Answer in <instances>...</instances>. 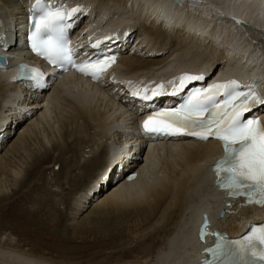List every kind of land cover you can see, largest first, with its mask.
Segmentation results:
<instances>
[{
  "label": "bare ground",
  "instance_id": "bare-ground-1",
  "mask_svg": "<svg viewBox=\"0 0 264 264\" xmlns=\"http://www.w3.org/2000/svg\"><path fill=\"white\" fill-rule=\"evenodd\" d=\"M28 1L0 0L1 32L7 27L9 36H16L12 41L18 43L22 41L16 24H22ZM55 1H68L74 8L81 9L77 17L85 21V32L80 39L74 35L76 43L83 44L81 51L89 50L88 43L105 33L108 37L105 44L120 53L116 66L105 73V79L99 83L63 75L44 97H29L21 91V85L10 78L8 67L13 64L0 66V126H3L0 127V173L3 177L12 176L20 188L15 195L23 193L12 202L16 207V219L42 223L39 231L26 233L37 236L38 240L48 235L43 228L47 218L41 217L42 220L40 216L47 205L53 204L47 197L53 193L36 173L43 176L57 163H60L59 170L53 172L56 183L66 177L60 184L62 190L71 186L76 192L81 189L71 207L72 220L84 214L86 206L93 205L84 223L93 214L115 212L118 215L114 221L127 224L118 234L123 236L128 231L127 243H136L137 255L133 259L121 258L113 264L196 263L203 255V242L198 241L195 227L205 213L213 216L214 226L227 236H237L248 221H259L256 217L264 213V206L246 205L242 200L234 202L231 199L233 204L227 206L223 191L215 187L209 168L222 153L218 143L191 138L168 143L161 139L146 150V136L135 134L123 142L135 148L140 146L138 153L143 150L145 156L136 155L132 147L127 152L120 151L117 148L121 144L118 129L121 120L129 118L125 110L128 106L121 105V98L114 90L122 91L124 84L119 83L120 79L131 81L132 86L138 84L134 89L152 90L155 81L169 89L174 87L178 71L186 70L196 75L211 72L215 66L224 74L242 75L234 71L244 68L264 75V13H259L260 7L264 8V0ZM241 19L252 25H242ZM14 20L17 23L13 24ZM137 23L141 31L136 35L134 26ZM120 25L118 32L109 34ZM24 47L25 44L17 51L9 50L10 59L17 53L23 55ZM203 50L216 55L215 61L200 58L198 54ZM191 52L195 53L186 58ZM111 75L117 76L115 81H110ZM145 84L148 87L142 86ZM261 90L264 92V85ZM28 98L32 99L30 103ZM132 101L136 99L133 97ZM4 122L7 123L2 125ZM21 123L16 135H11L14 125ZM33 139L38 140V149L29 153L25 145ZM133 172L138 173L137 177L128 180ZM107 176H110L108 180ZM30 179L35 182L28 184ZM97 183L101 186L92 195L91 190L98 187ZM25 187L29 189L24 191ZM38 189L39 193H35ZM5 190L1 180L0 200L7 198ZM28 201L38 207L28 210L20 203ZM54 205L60 212L58 215L65 214ZM78 226L73 225L74 229ZM153 233L158 237L148 242V235ZM53 237L63 239V245L71 240L69 232ZM65 247L56 250L59 256L67 254ZM54 258L32 248L25 249L11 234L9 238L0 237V264H73L68 262V257L59 261Z\"/></svg>",
  "mask_w": 264,
  "mask_h": 264
},
{
  "label": "snow or ice",
  "instance_id": "snow-or-ice-1",
  "mask_svg": "<svg viewBox=\"0 0 264 264\" xmlns=\"http://www.w3.org/2000/svg\"><path fill=\"white\" fill-rule=\"evenodd\" d=\"M35 8L40 11L33 20V51L53 63L59 60L73 64L72 50L64 37V30L72 14L81 9L53 10L45 6L43 0H36ZM115 62L116 57L109 56L94 61L86 60L77 67L79 71L99 79ZM201 79L203 76L189 74L180 78L182 85L185 81ZM159 87L162 89L163 85ZM238 87L239 83L233 80L217 83L208 89H198L181 108L149 116L144 121V128L148 132L170 135L187 133L202 140L213 137L223 141L225 155L216 163L215 168L217 173L227 174L225 186L237 194L242 189L248 190L250 201L264 205V123L258 118H243L252 105H264V94L253 87L247 92H240L237 91ZM152 94L158 95L159 92L154 91ZM221 94L227 97L223 102L217 100ZM148 98L145 90L144 99ZM207 251L221 264L237 258L247 261L249 256L264 262V227L252 229L248 236L236 241L222 237L214 248ZM204 264L210 262L205 261Z\"/></svg>",
  "mask_w": 264,
  "mask_h": 264
},
{
  "label": "rangeland",
  "instance_id": "rangeland-1",
  "mask_svg": "<svg viewBox=\"0 0 264 264\" xmlns=\"http://www.w3.org/2000/svg\"><path fill=\"white\" fill-rule=\"evenodd\" d=\"M260 12L264 13V8L260 7L259 13ZM96 22L97 21L95 20L93 22V24H95ZM84 23H85V21L83 22V24ZM139 24L140 23H137V25L135 24V26H134V32L136 33V35H137V33H139L141 31V29L138 27ZM81 25H82V23L80 24V26ZM158 25L160 26V24H158ZM111 27H113V26H111ZM137 27H138V29H137ZM114 28H113V30H111V32L109 34H114V33L118 32V30L121 29V25L117 29H114ZM187 34H189V32ZM202 52L200 54H198L200 56V58H207V60L208 59L210 61L212 60V62L215 61L214 58L216 55L208 54V52L205 50H203ZM194 53L195 52H191L189 54H186L188 56H185V57L190 58V56H192ZM151 59H156V58L151 57ZM183 61H185V63H188V61L186 62V59L185 60L183 59ZM235 69H237V67H235ZM142 83H144V82H142ZM146 83H148V82H146ZM153 83L156 86L160 82L155 81ZM142 86L148 87V84H145ZM6 117H7L6 120H9L8 116H6ZM6 123L4 122L2 125H5ZM22 125H23L22 123L19 124L18 126L14 125V131L11 133V135L15 136L16 135L15 133L18 132V129ZM0 127L2 128L3 126H0ZM11 130H13V129H11ZM7 131H9V130L7 129L5 133H7ZM11 135H10V138L13 139L14 137H12ZM9 141H10V139L8 141H6L5 146L7 145V143ZM5 146L3 147V149H5ZM85 146H87V143L85 144ZM25 148L29 153L36 152L38 149V140H36V139L29 140L26 143ZM83 148H84V146H83ZM69 154H67V156H69ZM59 165H60V163H57L56 166L54 167L55 169L54 168L51 169V166H50L49 170H46L45 174H43V176L40 175L39 172L36 173L38 175V177L41 176L43 178L42 181L47 182L46 188L50 189V191L53 193L51 195L47 194V197L52 201L53 204L47 205L46 208L42 211L43 216H40V218L42 217L43 219L47 218V221L44 224L43 228H45L44 231L48 234L46 237L40 238V240L37 239V236H35L31 233H26V232H28V230L39 231L42 223H40V221L37 223H32L29 219L23 220V221H18V219H16V215L14 214V212L16 211L15 210L16 207L14 206V204L12 202L14 200H16L19 196L23 195V193L20 192L17 195H15V193L20 188H18L17 185L14 183V181L12 180V176L7 175V176L3 177L0 173V182L2 180V185L4 186V188L6 186L5 192L8 194L7 198H5V200H0V237L2 236L3 238L4 237L9 238V236L11 234L12 238L17 242H20L21 245H23V247H25V249H27V250H28V248H30V249L32 248L35 251H38L39 254L40 253H46V255L49 254L50 257L53 256V258L55 257L54 259H57L58 261L62 260V257H64V258L68 257L67 258V259H69L68 262L69 263L72 262L73 264H99L100 262H103V264L105 262H107L109 264H113L116 260H119V259L124 258V257H127L129 259H133L137 255V251H136L137 248H135L136 243L135 242L127 243L128 238H129L128 231L125 232L123 236H119L118 233L120 232V229H123V227L127 224L125 222L121 223L120 221H117V222L114 221V217H115V215H118V213L116 214L115 212H112V213L105 212L103 214V212H101L97 215L93 214V217L89 218L88 221H85V223H84L85 216L86 215L89 216L88 214L92 213L91 210L93 208V205H91V207L86 206L83 209V212L85 211V213L82 215H79L78 216L79 218L77 217L75 220H72L70 218L71 207L73 205V201L75 200V196L76 197L79 196L78 194L81 193L80 192L81 189H79V187H78L79 192H76V190H74L73 187L71 186V188L66 187L65 190L64 189L62 190V187H61L62 184L61 183H63L65 181L66 177H65V179L61 178V181H59L60 183L59 182L56 183L57 177H55L54 176L55 174H53V172L56 173L59 170L58 169ZM45 178H46V180H45ZM106 178L108 180L110 178V176H107ZM34 182H35L34 179H30L27 181L28 184H31V183L33 184ZM87 182H88V179H85L84 183H87ZM48 184H50V185H48ZM100 186L101 185L98 184V187L96 189L91 190V192H92L91 194L94 195V192ZM27 189H29V187H25L23 190L26 191ZM40 190H42V189L40 188ZM34 192L39 193V189L34 190ZM34 192H32V193H34ZM40 192H42V191H40ZM86 198H88V197H86ZM86 198H85V200H88ZM20 200H22V199H20ZM20 203L27 206L28 210L38 207V205L36 203H31L29 201L27 203H23V202H20ZM54 204L59 206V208L65 214H63L62 216L58 215V214H60V212L58 211L57 208L52 206ZM96 216H97V218H95ZM81 222L83 223V226H80V224L82 225ZM73 225L74 226L79 225L80 227L78 226V228L74 229ZM23 231H25V232H23ZM55 232H57L58 234H55ZM66 232H69V234L71 236V240L67 244H65L66 247L64 249V250H68V252H67V254H64L63 256H59L58 252L56 250L59 249L60 247L61 248L64 247L65 245H63V242L65 243V241H63V239L59 240L57 238H54L53 236L60 237V236H62V233L65 234ZM150 235H148V238H149L147 240L148 242L153 240L154 238L158 237L155 233L150 234ZM5 239H7V238H5ZM124 253H126V254L124 255Z\"/></svg>",
  "mask_w": 264,
  "mask_h": 264
},
{
  "label": "water",
  "instance_id": "water-1",
  "mask_svg": "<svg viewBox=\"0 0 264 264\" xmlns=\"http://www.w3.org/2000/svg\"><path fill=\"white\" fill-rule=\"evenodd\" d=\"M172 1H174V2H175V1H179V0H172Z\"/></svg>",
  "mask_w": 264,
  "mask_h": 264
}]
</instances>
